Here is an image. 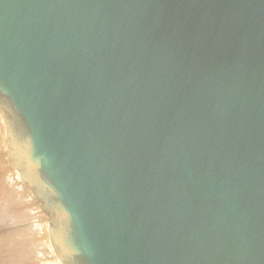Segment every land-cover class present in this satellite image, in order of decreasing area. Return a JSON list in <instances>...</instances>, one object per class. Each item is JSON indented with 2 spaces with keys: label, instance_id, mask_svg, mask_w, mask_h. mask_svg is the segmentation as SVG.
<instances>
[{
  "label": "water",
  "instance_id": "1",
  "mask_svg": "<svg viewBox=\"0 0 264 264\" xmlns=\"http://www.w3.org/2000/svg\"><path fill=\"white\" fill-rule=\"evenodd\" d=\"M0 116L61 264H264V0H0Z\"/></svg>",
  "mask_w": 264,
  "mask_h": 264
},
{
  "label": "rangeland",
  "instance_id": "2",
  "mask_svg": "<svg viewBox=\"0 0 264 264\" xmlns=\"http://www.w3.org/2000/svg\"><path fill=\"white\" fill-rule=\"evenodd\" d=\"M6 131V126H5V124H4V121H3V119H2V117L0 116V171L2 170V167H4L5 168V170H7V167H8V164H7V160H6V158L4 157V152H6L7 151V144H6V136H4V132ZM3 162L5 163V164H3ZM3 165V166H2ZM4 168H3V170H4ZM2 170V171H3ZM9 171V170H8ZM5 171V173L6 174H4V176L2 177V178H4V179H2L1 181H2V183L3 182H5V180H6V178H8L9 177V175H11L12 173H13V171ZM4 172V171H3ZM8 176V177H7ZM2 185V184H1ZM27 196H28V194H27ZM10 205L9 204H5V206H3V208H2V213H3V218H2V220H1V223H0V234L2 235H5L6 237H3V235L1 236L2 238H5L4 239V241L6 242V240L8 241V240H10L11 241V243L13 244V242L15 241V240H21L20 239V237L21 236H17V234H22V233H20V232H26L27 231V233H28V238L27 239H22V243H24V241L26 240V244H22V243H20V244H22L21 246L19 245V241H15L17 244H15V242H14V246L13 247H11V243H10V241H8L6 244H5V242H2L3 244H4V248H3V245H0L1 247V249L0 250H2V252L4 253V255H5V261L7 260V263L8 264H28V262H29V264H33V262H35L34 264H37V260L39 261L38 262V264H52L53 262H55V260L56 259H58L57 258V256L55 255V253H52V251L51 250H49L50 248H49V242H50V239H49V236H48V232H46L45 230H41V231H37L36 230V232L35 233H31L30 232V230H28V228H29V226H36L37 228H38V226H40L39 224H44L45 222H46V216H45V214L43 213V211L40 209V207H39V205H38V207H39V211L38 210H36V208H37V206L36 207H32V206H30V207H27V206H25L26 208H28V209H26L25 207H23V209H21V212H23V210H28V212H29V214H30V217H33V218H35V219H31V220H29L28 222H26V223H20V222H17V223H14V224H10L9 223V220H10V218H11V216H12V213H10L11 211L10 210H13V209H11L10 207H9ZM4 210V211H3ZM34 210V211H33ZM38 211V212H37ZM20 212V213H21ZM37 212V213H36ZM36 213V214H35ZM13 214H16L15 212L13 213ZM43 218V219H42ZM45 221V222H44ZM35 224V225H34ZM6 228H5V227ZM12 226V227H11ZM17 226V227H16ZM2 227H4V228H2ZM14 227V228H13ZM2 229H3V231H2ZM9 229H12V230H9ZM14 229V230H13ZM20 229V230H19ZM10 232H9V231ZM16 231V232H15ZM43 231V232H42ZM6 234H5V233ZM12 232V233H11ZM18 232V233H17ZM7 233H9V234H7ZM13 233H15V235L13 234ZM38 233H40V234H38ZM38 234V235H37ZM14 237H13V236ZM40 235V236H39ZM8 236V237H7ZM12 238H11V237ZM16 236V237H15ZM40 237L39 239H38V237ZM30 237V238H29ZM34 237V238H33ZM13 238H14V241H13ZM32 240V241H31ZM37 240V241H36ZM29 241H31V242H29ZM40 241V242H39ZM10 243V244H9ZM32 243H34V245H32ZM38 243V244H37ZM43 244H45V245H43ZM9 245V248L7 247L6 248V246H8ZM43 245V246H42ZM23 246V247H22ZM34 246V247H33ZM22 247V248H21ZM33 247V248H32ZM17 248H18V250H19V248H21L20 249V251H18L17 250ZM32 250H31V249ZM38 249V248H40V249H38V250H36L37 252H34L35 251V249ZM16 249V251H14ZM29 249V250H28ZM5 250V251H4ZM42 250V251H41ZM11 252V253H10ZM13 252V253H12ZM30 252V253H29ZM19 253H20V255H19ZM27 253V254H26ZM37 253H38V255H37ZM40 253V254H39ZM46 253V254H45ZM11 254H13V256H19V259H18V261L16 262V263H12V256L10 257V258H8L9 257V255H11ZM25 255V256H24ZM34 255L36 256V257H34ZM32 256V258H30ZM38 256V257H37ZM26 258H28V259H26ZM30 258V259H29ZM37 258V259H36ZM33 259H35V260H33ZM59 260V259H58ZM10 261V262H9ZM52 262V263H51Z\"/></svg>",
  "mask_w": 264,
  "mask_h": 264
},
{
  "label": "bare ground",
  "instance_id": "3",
  "mask_svg": "<svg viewBox=\"0 0 264 264\" xmlns=\"http://www.w3.org/2000/svg\"><path fill=\"white\" fill-rule=\"evenodd\" d=\"M5 124V123H4ZM4 136H6V131L4 132ZM4 155V154H3ZM3 164H5L4 162H3ZM3 166V165H2ZM1 167V166H0ZM5 167V166H4ZM4 167H2V170H3V168ZM8 168V167H7ZM0 171V223H1V220H2V216H3V213H2V208H3V206H5V204H9L10 206V208L11 209H13V210H10L11 212L10 213H12V216H11V218H10V220H9V223L12 225V224H14V223H17V222H20V223H26V222H28L29 220H31V219H35V218H33V217H30V214H29V212H28V210H23V212H21V209H23V207H25V206H27V207H30V206H32V207H36L37 206V208H36V210H38L39 211V207H38V203H37V201H36V199H35V197L33 196V194L28 190V188L23 184V182H22V180H21V178H20V174L17 172V171H13V173L11 174V175H9V177L8 178H6V180H5V182H3L2 183V179H4V178H2L3 176H4V174H6L5 173V171H8V170H5V168H4V172L3 171ZM10 171V170H9ZM8 171V172H9ZM3 175V176H2ZM2 184V185H1ZM27 194H28V196H27ZM26 208V207H25ZM26 209H28V208H26ZM41 209V208H40ZM4 211V210H3ZM34 211V210H33ZM37 211V212H38ZM16 213V214H13V213ZM21 212V213H20ZM36 212V213H37ZM35 213V214H36ZM43 219V218H42ZM45 222V221H44ZM2 224V223H1ZM35 225V224H34ZM40 226H38V228L35 226H29V228H28V230H30V232L31 233H35L36 232V230L37 231H41V230H45L46 232H48V230H49V224H48V222H45L44 224H39ZM5 227V226H4ZM4 227H2V228H4ZM12 227V226H11ZM17 227V226H16ZM6 228V227H5ZM14 228V227H13ZM9 230H12V229H9ZM8 230V231H9ZM14 230V229H13ZM20 230V229H19ZM2 231H3V229H2ZM10 232V231H9ZM16 232V231H15ZM43 232V231H42ZM1 233V232H0ZM5 233V232H4ZM12 233V232H11ZM18 233V232H17ZM20 233H22V234H17V236H21L20 237V239L21 240H15L16 242L17 241H19V245L21 246L22 244L24 245V244H26L27 242H26V240L24 241V243H22L21 241H22V239L24 240V239H27L28 238V233H27V231L26 232H20ZM6 234V233H5ZM7 234H9V233H7ZM14 235H15V233H13ZM38 234H40V233H38ZM37 234V235H38ZM1 235V234H0ZM3 235V234H2ZM1 235V236H2ZM0 236V245H3V248L5 247L4 246V244L2 243V242H5L4 241V239L5 238H2ZM13 236V235H12ZM40 236V235H39ZM49 236V235H48ZM3 237H6L5 235H3ZM8 237V236H7ZM11 237V236H10ZM14 237V236H13ZM16 237V236H15ZM38 237V236H37ZM12 238V237H11ZM30 238V237H29ZM34 238V237H33ZM40 237H38V239H39ZM11 240V239H10ZM10 240H8V241H10ZM7 240H6V242H5V244L8 242ZM13 241H14V238H13ZM14 241V242H15ZM32 241V240H31ZM31 241H29V242H31ZM37 241V240H36ZM14 242H13V244H14ZM15 242V244H17ZM40 242V241H39ZM10 243H11V241H10ZM9 243V244H10ZM20 243H22V244H20ZM12 244V243H11ZM11 245V247H13L14 245ZM38 244V243H37ZM32 245H34V243H32ZM43 245H45V244H43ZM42 245V246H43ZM35 246V245H34ZM33 246V247H34ZM46 246V245H45ZM1 247V246H0ZM9 248V245L8 246H6V248ZM23 247V246H22ZM21 247V248H22ZM32 247V248H33ZM21 248H19V250H18V248H17V250L18 251H20V249ZM49 250H51L52 251V253H54V251H53V248H52V245H51V243L49 242ZM1 249V248H0ZM31 249V248H30ZM38 249H40V248H38ZM37 248L35 249V251L34 252H37L36 250H38ZM29 250V249H28ZM32 250V249H31ZM5 251V250H4ZM14 251H16V249L14 250ZM42 251V250H41ZM11 253V252H10ZM13 253V252H12ZM30 253V252H29ZM27 254V253H26ZM40 254V253H39ZM46 254V253H45ZM19 255H20V253H19ZM37 255H38V253H37ZM12 256V263L14 262V263H16L17 261H18V259H19V256H13V254H11V255H9V257L8 258H10ZM25 256V255H24ZM34 257H36L35 255H34ZM38 257V256H37ZM5 255H4V253L2 252V250H0V264H8L7 263V260L5 261ZM30 258H32V256L30 257ZM29 258V259H30ZM26 259H28V258H26ZM37 259V258H36ZM33 260H35V259H33ZM39 260V259H38ZM36 261L37 262V264H38V262L39 261ZM10 262V261H9ZM35 262H33V264H34ZM52 263V262H51ZM28 264H29V262H28ZM52 264H61V262L58 260V259H56L55 260V262H53Z\"/></svg>",
  "mask_w": 264,
  "mask_h": 264
}]
</instances>
